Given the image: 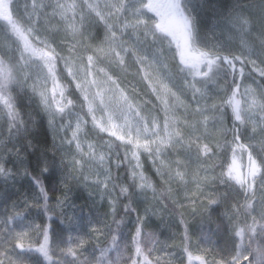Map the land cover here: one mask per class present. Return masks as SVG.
Returning <instances> with one entry per match:
<instances>
[{
    "label": "snow or ice",
    "instance_id": "1",
    "mask_svg": "<svg viewBox=\"0 0 264 264\" xmlns=\"http://www.w3.org/2000/svg\"><path fill=\"white\" fill-rule=\"evenodd\" d=\"M11 6L12 0L0 2V18L6 20L12 31L20 37L23 48L17 44L19 57L15 53L9 57L11 68L5 60H0V182H12L15 187L18 180L27 179L32 193L31 196L22 193L21 202L14 203L12 210L23 209L24 214L28 215V210L34 205L39 206L42 200L45 211H49V190L44 184L48 176L58 174L60 183L65 186L72 181L78 186L84 184L86 188L92 187L81 168L85 156L95 159L94 145L88 144L87 151L82 147L80 122L75 129L70 123L67 126L63 124L65 116L70 114L69 110L75 103H79L81 111L86 104V115H91L93 126L101 132L109 131L111 136H115L124 145L123 159L118 157L116 168L120 169L126 164V175L113 176L110 169H105L102 173L104 180L97 179L96 187L89 195L106 198L113 213L122 205V220L131 219L135 215L136 227L130 237V254L126 264H160L159 258L153 257L152 249L142 247L140 240L142 228L150 218V213L154 214L155 208L161 204L167 207L164 201H156L153 205L152 201L156 200L155 192L152 200H149L145 191L153 188L143 171L141 157L145 153L152 161L156 175L170 186L175 184L177 196L184 193V200L191 206L193 214L206 212L209 219L215 213L220 215L221 223L217 224L216 233L225 234L231 248L212 253L196 247L195 251L201 254L195 257L192 254L193 245L187 222L183 218L180 220L185 233L181 245L190 264L193 260L198 264H241V260L245 258V240L251 241L257 236L264 239V25L258 32L250 30L253 15L251 9L242 5L241 0H236L226 12H214V27L222 26L230 40L238 39L245 47L255 34V39L260 42V52L255 59L243 51L237 55L231 48L209 46L201 41L200 27L203 21L199 13L204 8L214 10L216 7L208 3V0L203 3H198L197 0H170L164 4L154 3L153 0H103V5L100 2L92 3L91 0H73L71 4L61 3V0H49L48 3L33 0L34 12L42 9V15L48 16V9H52L51 19L61 25L55 31L46 29L44 32L35 26L31 13L27 20L14 18ZM69 11L72 12L71 17L68 16ZM258 11L264 20V0H260ZM149 13H153L155 18L148 15ZM57 14L61 17L60 20L55 19ZM77 23L80 24V29L76 27ZM21 24L27 27L22 28ZM65 24L67 27H64ZM101 35L102 43L108 45L106 66L110 70L113 66L126 67V57L129 60L135 57L140 65L145 66L138 69V74L145 71V68H151L156 73L152 75L145 71L144 79L159 83L165 90L170 91L169 85L176 90L171 94L176 97L177 105L185 110L182 123L177 121L173 126L166 115L164 124L160 127L158 121L152 118L145 123L142 130H136L135 140L131 131L117 135L116 131L103 126L105 98L101 92L89 96V86L97 84V81L89 80L88 77L98 76L103 72L107 82L116 89L119 85L112 75L97 66L98 62L105 64V61L100 60L97 51L84 43L85 37L96 40ZM169 37L171 39L168 40V50L163 55H168L174 42L176 53H172V59L175 60L177 53L179 55V62L174 65V75L169 74L153 51L158 46L163 50L164 41ZM97 48L104 51L99 45ZM87 52L92 54L87 55L85 63L84 55ZM25 53L31 55L26 56ZM37 53L43 64L36 66L39 72L35 75L42 83L33 81L29 90L28 81L33 80V65L29 60ZM76 59L83 65V75L79 68L73 70V61ZM149 60L155 61V66L147 63ZM61 63L64 67L58 71ZM248 64L252 66L251 72L260 78L258 82L256 77H252L251 84L255 88L248 83L245 73ZM221 78L222 85L218 82ZM49 80L51 89L48 87ZM64 80H67V86L75 82V88L83 97L82 102H74L69 98L73 93L66 94L67 86L61 83ZM149 87L159 98L160 92L154 84L150 83ZM119 96L131 111L132 104L128 97L122 91ZM181 96L184 100H180ZM25 99L29 104L35 105V113L24 110ZM97 99L99 105L94 108ZM97 108L102 114L99 120L96 115ZM135 114L140 116L138 112ZM38 116L47 121L53 138L51 145L34 139ZM58 117L61 121L59 126ZM143 119L141 116L140 120ZM108 121L111 122L110 115ZM150 130L151 136L144 135ZM210 130L224 133L222 151L219 141L213 143L214 137ZM141 137L144 143H140ZM258 138L261 143L260 151L252 143ZM57 139L59 144L56 143ZM245 154L247 165L238 164ZM218 156L222 159L218 166L219 175L205 171L201 179L200 175L191 174L193 162L207 163ZM99 159L103 161L105 157L101 155ZM241 167H246V172H241ZM257 186L260 189L259 200L256 199ZM169 191H172L171 187ZM62 197L63 201L57 199L58 206L66 201L67 193H62ZM141 199L144 201L142 208L138 203ZM172 203L184 206V201L179 199H172ZM180 215L183 217V213ZM224 220L227 221L226 228L223 225ZM49 232L50 225L36 223L33 219L26 232L10 235L5 241L7 246H0V264H15L10 255L15 248H20L22 252L33 251L23 247V241L30 235L43 237V243L36 241L39 247L34 251L42 253L46 260L49 259ZM258 253L264 257V245L258 249ZM261 264H264V260Z\"/></svg>",
    "mask_w": 264,
    "mask_h": 264
},
{
    "label": "trees",
    "instance_id": "2",
    "mask_svg": "<svg viewBox=\"0 0 264 264\" xmlns=\"http://www.w3.org/2000/svg\"><path fill=\"white\" fill-rule=\"evenodd\" d=\"M0 2H6V0H0ZM154 3L164 4L170 2V0H153ZM198 3H203L204 0H197ZM236 0H208V3L215 5V9L204 8L200 11L199 15L202 18V25L200 27V39H204L205 36L211 33L220 32L222 26L217 25L214 27L215 18L214 12L219 14L226 12L227 8L231 7ZM242 5L248 7L253 12L251 17L250 30L254 29L258 32L264 20L261 19L258 11V5L260 0H241ZM22 0H12L11 10H14V18H23L20 6ZM21 13V14H20ZM169 39H171L169 37ZM257 47L258 40L253 38L249 39ZM166 42V40L164 41ZM172 44H175L174 42ZM176 47V46H175ZM176 49V48H175ZM7 53V55H5ZM15 53L19 57L16 51L15 35L11 29V26L6 20L0 18V60H5L8 67H12V62L9 61V57ZM256 58V57H255ZM259 63V61H257ZM237 67L239 64L237 63ZM62 64L58 66V71L62 69ZM245 73L248 76V83H251L252 77H256L257 81L260 78L255 73L251 72L250 66L247 65ZM250 73V75H248ZM23 75V74H21ZM65 76L66 72H65ZM119 78L118 74L114 75ZM68 79H70L68 77ZM120 79V78H119ZM231 77H229V81ZM50 85L51 81L49 80ZM223 84L222 78L219 79ZM62 84L67 86V80L61 81ZM121 85L123 82L121 81ZM29 90L31 87L30 81H28ZM211 87V86H210ZM19 92V89H17ZM67 92H72L73 96L69 97L74 102L83 100L76 91L74 84L67 86ZM16 93H13L15 95ZM24 110L37 111L35 105L29 104L27 100H23ZM74 109L86 120L87 126L85 133L87 137L97 144H102L105 150L109 153L112 160L117 164L118 157L123 159L124 145L115 139L109 138L101 134L94 129L89 122L86 115L85 106L83 111L80 110L79 103H75ZM70 109V110H71ZM69 110V111H70ZM38 125L37 130L33 134L35 141L46 143L51 145L52 135L48 128L47 121L37 117ZM6 127V124L4 125ZM251 127V125H249ZM220 139H223L224 133H220ZM218 140L220 142V151L223 150L225 143L224 139ZM59 144V139L56 140ZM258 151L261 150L260 139L252 142ZM212 161L215 165V169H219V164L222 159L219 156ZM216 162V163H215ZM116 164L111 167L110 171L113 176L119 175L124 177L126 175L122 165L120 169L116 168ZM195 162L191 165V171L194 169ZM143 171L149 178L153 185L151 191H146L149 200H152L153 193L155 192L156 200L152 201L155 205L156 201H164L160 207L155 208V212L150 213V218L145 221V226L141 232V246L148 249H152L153 257H158L160 264H190L188 258L184 254H180L179 257L170 259L168 256L171 253H178L183 251L181 240L184 237V225L180 224V220L183 218L187 222L189 234L191 236V243L193 245L192 254L200 255V252L195 251L196 247L209 249L208 251L216 253L221 249L231 248L230 241L223 233L217 234V224L221 223L219 213H215L209 219L208 214H193L190 210L178 207V204L173 205L172 194L167 189V183H164L155 173V169L146 161H144ZM46 188L49 190V211H45L43 207V201L39 206H32L28 210V215L24 214V210L13 211L12 205L14 203H20L22 200V193L27 196H31V188L27 179L18 180L15 187L12 186V182L4 184L0 182V246H7L5 244L6 239L10 235H16L28 230V225L35 219L36 223H45L50 225L49 232V259H45L42 253H37L34 249L39 247V243H43L42 236L32 235L23 241L24 249H33V251H21L20 248H15L10 253L15 264H126L129 257V243L131 234L135 232V215L131 219H123V207L122 205L117 209L115 213L109 207V204L102 203L95 208H89L86 205H73L68 209L58 207L57 199L63 201L62 193H66V186L60 183L59 175L48 176L44 180ZM38 191V190H37ZM260 189L256 188V199L259 200ZM53 193L55 195H53ZM242 200V197H241ZM141 208L144 206V201L141 199L138 201ZM69 206V205H68ZM152 205H150L151 207ZM62 209V210H60ZM180 213H183L181 217ZM193 216V219L190 218ZM37 217H39L37 219ZM250 222V221H249ZM223 225L227 227V221H223ZM97 231V233L95 232ZM39 240V243L36 241ZM16 243H21L16 241ZM245 257L248 264H261L264 257H261L258 253V249L264 245V239L259 236L253 240H245ZM211 259V257H209ZM231 259V257H229ZM243 259L241 260V264ZM191 264H198L193 260Z\"/></svg>",
    "mask_w": 264,
    "mask_h": 264
},
{
    "label": "rangeland",
    "instance_id": "3",
    "mask_svg": "<svg viewBox=\"0 0 264 264\" xmlns=\"http://www.w3.org/2000/svg\"><path fill=\"white\" fill-rule=\"evenodd\" d=\"M43 2L48 3L49 0H43ZM91 2L92 3L100 2L101 5H103V0H91ZM61 3L71 4L73 3V0H61ZM32 4H33V0H22L20 11L22 12L21 16L24 17L25 20L28 19V14L30 13L33 14V20L35 22V26L41 32H44L46 29L48 31H55L58 28H61V25L56 24L55 21L51 19L52 9H48V16H44L42 15V9H36L34 12ZM148 15L154 17L153 13H149ZM68 16L69 17L72 16L71 11L68 12ZM55 19L56 20L61 19L59 14L56 15ZM21 27L24 28V27H27V25L21 24ZM64 27H67V25L65 24ZM76 27L80 29L81 26L79 23H77ZM94 32L95 30H93V33ZM14 35H15V45L17 46L18 44L20 48L22 49L23 41L15 33ZM69 35L71 36V32H69ZM76 35L79 36V33H77ZM102 40H103L102 35L99 39H96V40H89L87 37L84 38V43L88 45L89 47L93 48V50L97 51V55L99 56L100 60L105 61V64H99L98 62L97 66L100 68H103L104 71L108 72L109 75H112L113 80H116L117 84L119 85V88L116 89L114 85H112L110 82H107L106 78L104 77L103 72H101L98 76L93 75V76L88 77L89 80L97 81V84H93L89 86V96L91 97V96H94L96 92H101L105 98L106 108H105V112L103 113V121H102L103 126L106 128H109L111 131H116L117 135H122L124 134L125 131H131L132 138L135 140L137 138L136 130L137 129L142 130L145 123L152 118H155L158 121V124L160 127L163 126L166 115L173 126L175 122L177 121L182 123L183 122L182 114L184 113L185 110L182 106L177 105L176 97L171 94L172 92H175L176 90L174 88H171V85L168 86L170 91L165 90L163 87H161L159 83L144 79L145 71H147L149 74H152V75H156V73H153L151 68H145V71H140L138 74V69L145 67V66L140 65L137 61V58L135 57L130 60L126 57V62H127L126 67L121 66V68H115V66H113V68L110 70L106 66L107 64L106 57L108 55L107 53L108 45L106 43H102ZM168 40L170 39L168 38L166 42H164L163 50L160 49V47L158 46L153 51L156 54V56L161 60L162 64L165 65L166 70L169 72V74L174 75L175 74L174 65L179 62V55L177 53L175 56V60L172 59V53H176V49H175L176 44H171V51L168 53L167 56L163 55V52L168 50ZM201 41L209 46L217 45L225 49L231 48L235 51V54L237 55L240 54V51H243L246 55H252L253 59H255V57L259 55V52H260L259 40L257 42L258 43L257 47L259 48V50L255 48V45L252 42H250V40L247 41V46L245 47L244 45L240 43L238 39L230 40L227 32L223 29V27L220 30V32H215L214 34L211 33L210 35L205 36L204 39L202 38ZM97 45H99L100 48H103L104 51H100L97 48ZM77 46L79 47V45ZM34 47H39V46L34 45ZM91 54H92L91 52L85 53L84 55L85 63L87 62V55H91ZM18 55H19V52H18ZM25 55L30 56L31 54L25 53ZM29 63L33 65L31 69V72L33 73V80H29L31 85L33 84V81H38L42 83L39 77L35 75V73L39 72V68L36 66L37 65L42 66L43 64V61L40 59L39 53H37L34 56H31ZM147 63H152L153 66H155V61L149 60L147 61ZM61 64H62V67H64L63 63ZM73 65H74L73 70H76V68H79L81 70V75H83V65L79 63L78 59L73 61ZM248 66H250V68L252 67L251 64H248ZM113 72L118 74L120 79L115 77L113 75ZM66 75H67V72H66ZM69 78L71 79V77ZM189 79H191V77H189ZM121 81L123 82L124 86L121 85ZM150 83H153L154 86L160 92L159 98L157 97V94L153 92L152 88L149 87ZM164 83H167V81H164ZM73 84L75 87V82H73ZM220 84L222 85V83ZM249 84L253 88H255V85H252L251 83ZM48 87L49 89H51V85L49 81H48ZM76 91L78 92L79 96L83 100V97L81 93L79 92V90L76 89ZM121 91L124 93L125 96L128 97L129 102L132 104L131 111L127 109V107L124 105L123 100L120 99L119 93ZM177 96H179V93H177ZM133 97L135 98L133 99ZM180 100H184V97L181 96ZM184 102L187 103L186 100ZM216 102L219 103V101H216ZM97 105H99L98 99L96 101V104L94 105V108H96ZM166 107H167V112H166ZM85 109L87 113L86 104H85ZM137 112L140 114V116H137L135 114ZM69 113L70 114L65 116L63 120V124L67 126L70 123L73 129H75L76 124L78 122L81 123V131L79 133V136L81 138L82 147L84 148L85 151H87L88 144L90 143L93 144L94 145L93 151L95 153V159H89L88 156H85L84 157L85 162L83 164V167L81 168V171L83 172L84 176L87 177V182L91 184L92 187L86 188L84 184H81L78 186L72 181H69L68 185L66 186L67 199L66 201L63 202V208L66 210L69 207H72L73 205H80V204L86 205L89 208H95L104 202L108 204V200L106 198L96 196L95 194L93 196H90L89 193L92 192L93 189L96 187L95 181L97 179L104 180V176L102 175V173L105 171V169H111V167H113L116 164V162L112 160L111 156L105 150L102 144H97L87 137L85 133L87 122L80 115V113H78L74 109H71ZM96 115L99 120L102 114L98 108L96 109ZM109 115L111 116L110 123L108 121ZM87 116H88L90 124L92 125L94 129H96L97 131H99L101 134H103L106 137L117 140L115 136H111L109 134V131L101 132L99 128L94 127L92 124L91 115H87ZM141 116L144 117L143 120H140ZM60 123L61 121H60V118L58 117L57 125L59 126ZM210 132L214 137L213 143H215L216 141L220 139L221 137L220 133H222V131L210 130ZM151 134H152L151 130L148 131L147 133H144V135H147V136H151ZM63 135L64 133L62 131L61 136ZM68 135L69 137L71 136V131L68 132ZM220 140L222 141L223 139H220ZM228 140L229 141L231 140L230 135L228 136ZM117 141L123 144L120 140H117ZM140 143H144V140L142 137L140 138ZM101 155L105 157L103 161H100L99 159ZM228 155L230 159L231 153H229ZM245 155L242 160L238 161V164L244 165ZM141 159H142L143 165H144V161H146L152 166V161L148 159L146 153L141 157ZM219 159L221 158L219 157ZM212 161L217 162V160H212ZM212 161H208L207 163H199V164L196 163L194 166V169L191 171V174L193 176L200 175L201 179H203V173L205 171H207L209 174L214 172L216 175H219V169L214 168L215 165H213ZM243 168L244 167H241L239 170L242 172ZM170 187L172 188L171 192L169 191ZM192 187L194 189V185ZM167 189L172 194L173 199H179V200L184 201V206L182 208H184L186 211L190 210L192 212L191 206L187 203L186 200H184V193L181 192L179 196L176 195V185L175 184L171 186L167 184ZM151 190L152 188L145 189V191H151ZM101 191H103L102 187H101ZM177 204H178V207L181 208V205L179 203ZM58 207L62 208L61 206H58ZM190 218L193 219V216H191ZM95 232L97 233V231ZM206 250H209V249H206ZM180 254H184L185 257L187 258L186 253L181 250L178 251V253L176 254L171 253L168 257L170 259H173V258H177V256L179 257ZM242 264H248L246 262V257L243 258Z\"/></svg>",
    "mask_w": 264,
    "mask_h": 264
},
{
    "label": "bare ground",
    "instance_id": "4",
    "mask_svg": "<svg viewBox=\"0 0 264 264\" xmlns=\"http://www.w3.org/2000/svg\"><path fill=\"white\" fill-rule=\"evenodd\" d=\"M231 159V158H230ZM230 159H229V161H230ZM247 165V155H245V161H244V166H246ZM246 168L244 167L243 169H242V172H246Z\"/></svg>",
    "mask_w": 264,
    "mask_h": 264
}]
</instances>
